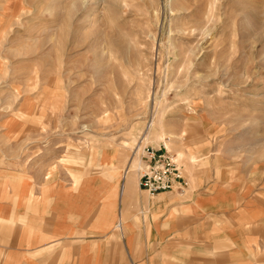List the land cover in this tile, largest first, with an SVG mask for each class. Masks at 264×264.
Instances as JSON below:
<instances>
[{"label": "rangeland", "instance_id": "rangeland-1", "mask_svg": "<svg viewBox=\"0 0 264 264\" xmlns=\"http://www.w3.org/2000/svg\"><path fill=\"white\" fill-rule=\"evenodd\" d=\"M166 141L183 194L264 200V0H0V264L27 213L105 178L101 206Z\"/></svg>", "mask_w": 264, "mask_h": 264}, {"label": "crops", "instance_id": "crops-1", "mask_svg": "<svg viewBox=\"0 0 264 264\" xmlns=\"http://www.w3.org/2000/svg\"><path fill=\"white\" fill-rule=\"evenodd\" d=\"M138 167L132 158L115 194L102 193L99 207L93 185L103 177L59 199L45 227L37 208L27 213L26 229L10 228L4 238L9 254L18 264H264V254L252 252L264 243V200L220 198L207 192L214 186L197 187L195 196L146 197L137 185Z\"/></svg>", "mask_w": 264, "mask_h": 264}, {"label": "built area", "instance_id": "built-area-1", "mask_svg": "<svg viewBox=\"0 0 264 264\" xmlns=\"http://www.w3.org/2000/svg\"><path fill=\"white\" fill-rule=\"evenodd\" d=\"M141 144V141L139 142ZM133 156L139 160L137 185L149 195L182 193L186 179L177 158L161 143L157 148L137 145Z\"/></svg>", "mask_w": 264, "mask_h": 264}, {"label": "bare ground", "instance_id": "bare-ground-1", "mask_svg": "<svg viewBox=\"0 0 264 264\" xmlns=\"http://www.w3.org/2000/svg\"><path fill=\"white\" fill-rule=\"evenodd\" d=\"M150 122H151V121H150ZM146 125H147V124H146ZM151 126H152V124L149 125V128H150ZM149 128H148V129H149ZM148 134H149V132H148L147 134H145V137H147ZM145 137H144V138H145ZM128 171H129V170H128ZM120 192H121V191H120Z\"/></svg>", "mask_w": 264, "mask_h": 264}]
</instances>
